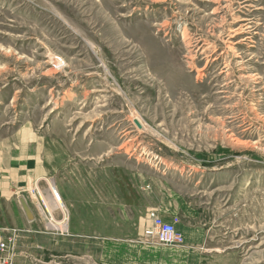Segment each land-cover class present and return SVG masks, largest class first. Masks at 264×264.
Returning a JSON list of instances; mask_svg holds the SVG:
<instances>
[{
	"label": "rangeland",
	"instance_id": "obj_1",
	"mask_svg": "<svg viewBox=\"0 0 264 264\" xmlns=\"http://www.w3.org/2000/svg\"><path fill=\"white\" fill-rule=\"evenodd\" d=\"M152 212L201 264H264V0H0V264L182 246Z\"/></svg>",
	"mask_w": 264,
	"mask_h": 264
},
{
	"label": "crops",
	"instance_id": "obj_2",
	"mask_svg": "<svg viewBox=\"0 0 264 264\" xmlns=\"http://www.w3.org/2000/svg\"><path fill=\"white\" fill-rule=\"evenodd\" d=\"M30 210L33 218L29 220L25 216V221L33 223L35 221L42 220L38 218L33 209L30 208ZM199 236L200 233L198 231H185L183 236V245L174 250L171 248L164 249L157 246L144 245L143 243L126 240L125 238H117L107 242L105 241V243L100 246L101 249L98 250V256L100 258L99 261L106 264H165L163 262L165 253H168L172 254L171 256L174 258L173 264H201L203 260L206 262L208 258H212V255L216 254L210 255L213 251L212 249H202L201 253L197 252L198 249H196V247L201 246L199 243L202 241ZM194 245L197 246L193 248ZM150 253H154L155 257H153ZM184 256L185 258L187 256L186 262L184 261Z\"/></svg>",
	"mask_w": 264,
	"mask_h": 264
},
{
	"label": "built area",
	"instance_id": "obj_3",
	"mask_svg": "<svg viewBox=\"0 0 264 264\" xmlns=\"http://www.w3.org/2000/svg\"><path fill=\"white\" fill-rule=\"evenodd\" d=\"M51 197H52V193H51ZM53 197L54 199L52 200L58 203L60 199L59 196L57 195V192L54 193ZM150 220L151 221L145 227V231H144V234L147 238L153 239L161 245L183 244L182 236L174 229L171 223L164 222L153 212L150 214ZM10 241H11L10 239L7 240V242ZM9 246L10 245L8 243L1 242L0 251H7L9 249Z\"/></svg>",
	"mask_w": 264,
	"mask_h": 264
},
{
	"label": "bare ground",
	"instance_id": "obj_4",
	"mask_svg": "<svg viewBox=\"0 0 264 264\" xmlns=\"http://www.w3.org/2000/svg\"><path fill=\"white\" fill-rule=\"evenodd\" d=\"M215 11V10H214ZM243 25V24H242ZM244 27V26H243ZM245 28V27H244ZM243 29V28H242ZM241 31V30H240ZM237 32V31H236ZM231 34V33H230ZM234 34V33H233ZM232 37V36H231ZM236 37V36H235ZM200 76V75H199ZM138 123L140 124V126H142L144 128V125L142 124L140 118L138 120ZM50 188L52 190V197L54 195V193H56V190H54L53 188V184L50 183ZM57 195L59 196V194L57 193ZM50 197V195L48 194L47 195V198H45L43 200L44 202V209L47 210L49 212V216L47 217V220H48V228L51 229V230H57V229H63L65 227V223L68 219V217L66 216V213H63V218L61 220H57L54 218V215L52 213V209L53 208H56V207H59V203L61 201V197L59 196V202L56 203L54 202L52 199H54V197L52 198ZM29 207V206H28Z\"/></svg>",
	"mask_w": 264,
	"mask_h": 264
},
{
	"label": "water",
	"instance_id": "obj_5",
	"mask_svg": "<svg viewBox=\"0 0 264 264\" xmlns=\"http://www.w3.org/2000/svg\"><path fill=\"white\" fill-rule=\"evenodd\" d=\"M138 121L134 119V123L140 127V124L137 123ZM20 203H21V206L23 208V211L27 217V219L31 220L33 218V215H32V212L30 210V208L28 207L27 203L25 202V200L23 198L20 199Z\"/></svg>",
	"mask_w": 264,
	"mask_h": 264
}]
</instances>
